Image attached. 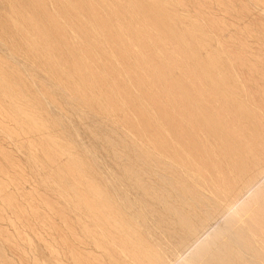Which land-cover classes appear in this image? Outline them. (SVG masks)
Wrapping results in <instances>:
<instances>
[{"label": "bare ground", "instance_id": "bare-ground-1", "mask_svg": "<svg viewBox=\"0 0 264 264\" xmlns=\"http://www.w3.org/2000/svg\"><path fill=\"white\" fill-rule=\"evenodd\" d=\"M0 264H264V0H0Z\"/></svg>", "mask_w": 264, "mask_h": 264}]
</instances>
